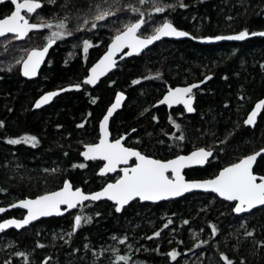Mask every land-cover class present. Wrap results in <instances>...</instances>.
<instances>
[{
    "label": "trees",
    "instance_id": "1",
    "mask_svg": "<svg viewBox=\"0 0 264 264\" xmlns=\"http://www.w3.org/2000/svg\"><path fill=\"white\" fill-rule=\"evenodd\" d=\"M90 2L44 0L37 10L39 16L61 18L71 9L73 15L66 25L71 34L56 40L34 80L22 78L18 61L29 49L43 46L51 29L31 30L24 39H14L12 35L0 39V121L4 122L0 125V189H6L0 191V206L53 191L62 186L64 179L86 192L98 190L108 180H114L115 176L99 177L97 170L102 163L83 160L80 150L84 144L97 141L98 122L117 91L124 92L126 100L110 121L112 138L130 133L125 140L127 146L162 160L195 147L213 149V156L205 166L184 171L187 179L209 178L221 167L264 144V109L254 128L242 123L253 102L264 96V37L216 45H201L189 39L162 40L138 56L120 59L117 68L95 87L82 85L80 90L65 92L51 104L33 110V102L44 91L82 83L88 68L104 52L116 30H123L124 23L140 15L122 8L98 22L95 29H78L76 14ZM152 2L146 0L141 5L139 0H120L121 5L141 8L146 24L140 29V35L150 34L164 19L196 37L264 29V0H158L161 6H170L162 13L149 11ZM11 11V3L2 0L0 17ZM27 15L32 22H38L36 13ZM85 39L92 42L86 53L83 51ZM232 48L235 50L230 54ZM157 72L160 76L155 75ZM209 74L211 79L194 91L197 95L194 114H186L180 106L170 110L164 106L153 107L169 85L201 80ZM133 80L137 83L133 84ZM239 105H243L240 110ZM169 116L182 128L176 129ZM181 131L185 139L178 141L176 137ZM24 134L36 136L38 143L9 142L10 138ZM74 163L77 167H71ZM80 163L85 167L80 168ZM254 171L264 174V155ZM232 206L213 194L198 192L156 204L134 201L120 213L107 201L87 202L62 217L41 219L20 231L9 229L0 233V237L10 238L16 248L25 249L24 255L13 257L1 252L0 264L20 261L40 264L45 257L46 264H64L68 258L75 264H87L92 250L82 256L84 243L95 249L110 237L121 234L126 229V220L134 222L140 218L142 226L136 231L138 235L143 234L141 242L150 249L141 256L151 263L183 264L180 263L182 256L197 252L203 264L209 255L211 263L227 264L220 256L224 252L233 259V264H264V246L259 244L264 240V206L244 215L234 214ZM73 213L82 219L90 216L91 220L72 231ZM22 215L23 211L16 209L3 217ZM148 215L156 220L149 225L145 224ZM213 224L218 229L215 236L211 233ZM67 225H71V235L65 240L57 237L55 241H47L50 231ZM170 226L182 230L166 242L165 229ZM191 226L202 228L196 240L186 236ZM158 230L160 235L153 236ZM245 231L252 235L244 236ZM173 248L179 253L175 259L171 256Z\"/></svg>",
    "mask_w": 264,
    "mask_h": 264
},
{
    "label": "snow or ice",
    "instance_id": "2",
    "mask_svg": "<svg viewBox=\"0 0 264 264\" xmlns=\"http://www.w3.org/2000/svg\"><path fill=\"white\" fill-rule=\"evenodd\" d=\"M2 2V0H0ZM44 0H11L14 9L6 15L0 17V35L6 33L15 34L13 38H23L29 35L31 30L51 29L46 36V43L42 47H33L27 53V58L18 61L22 64L21 71L25 76H35L45 53L48 52L49 46L54 44L58 38L70 35V31L66 27L73 13L71 9L67 11L64 17L61 18H45L39 16L37 10L41 8ZM48 3H55V0H47ZM146 0H139L143 5ZM187 7V5H181ZM165 4L161 6L158 0H153L152 6L149 11L154 13L164 12ZM122 8L129 9L131 12L139 13V18L129 20L122 25L123 30H116V35L112 37V42L108 45L107 51L103 53L96 63H94L88 70L90 74L84 77V81L89 84H96L97 80L104 75L110 68L115 66L114 56L122 48L127 45L129 53H139L147 45L152 44L154 41L165 36H189L190 33L180 30L174 24L164 19L162 23L156 24L150 34L140 35L138 31L142 25L146 24L144 14L141 8L133 4L121 5L120 0H91L88 7L79 11L76 14L77 28L84 29L87 27L97 28L98 22L104 21L106 17L112 16L114 13L120 11ZM36 13L38 15V22H32L27 14ZM149 19H152L149 16ZM264 35V32L260 33ZM255 33H250L247 29L234 33L228 37L221 35H209L193 37L205 41L221 40V39H244ZM8 43L7 40L4 41ZM92 42L85 39L83 40V51L86 53ZM160 76V73H155ZM143 79V78H141ZM209 76H205L204 80H208ZM133 84L137 80L132 81ZM203 81L196 83H189L186 85H177L175 87L169 85L162 100H157L156 103L160 104L167 102L168 105L182 103L187 112H194L193 107L194 93L193 89ZM68 88L79 89L82 87L81 83L69 84ZM65 89H57L52 92H47L36 101V106L51 97L57 95ZM125 97V93L120 91L116 93L115 101L107 108V112L99 121V139L97 143H88L84 145L82 156L95 160L98 157L103 158V166L99 168L100 174L108 172H115L121 162L128 163L129 159L135 157V163L122 169V175H118L114 180H108L103 187L98 191L85 192L81 187L73 186L70 180L64 179L61 187L56 188L54 191H44L34 197H25L15 201V204L7 205L8 208H13L16 205L22 206L26 209V214L22 219L9 218L0 221V229H6L10 225L20 228L23 225H28L31 221L41 216L50 215L53 213L59 214L67 212L69 209H74L77 205L83 206L86 200H99L102 197H108L115 201V208L119 211L122 206L128 204L134 198L140 200L158 201L162 198L177 197L182 193L188 192L191 189H204L212 190L220 197H224L229 201L234 202L235 213H245L247 210L253 209L255 206H264V174L257 173L253 169V164L257 157L264 153V148L258 151H253L248 155L238 158L235 162L229 163L221 167L218 172L206 179H186L183 169L187 166L204 165L210 157L213 156V149L209 147H195L192 151L186 154L181 152L174 155L170 159H156L151 155H146L139 151L137 148L128 147L122 143L124 137L128 135L119 136L116 139H109L108 121L113 112L121 106V101ZM264 108V99L256 102L255 106L248 113L247 119L244 120L245 124H253L256 120L258 111ZM183 115V113H181ZM158 119V117H153ZM169 120L176 129H181L182 126L175 119L169 116ZM4 122L0 121V125ZM83 123V122H82ZM59 127V126H58ZM131 131H135L132 129ZM163 131V129H161ZM171 135L175 136V133ZM178 141L185 139L184 132L181 131L180 135L176 137ZM227 139V137H225ZM24 141L27 144L38 143L37 137L29 134H24L21 137H12L9 139L11 144H17ZM217 144L223 143L216 141ZM178 147L180 145H177ZM223 151V148L219 149ZM80 168H84L85 164L80 163ZM71 167H77V164H72ZM54 171V170H49ZM6 191V189H0ZM62 205L66 207L62 208ZM5 212L4 207H0V213ZM99 215V213H97ZM91 217L88 216L82 219V216L77 214L74 217L75 231L82 223H88ZM187 223V221H184ZM245 227V225H241ZM218 229L213 224L211 233L216 235ZM254 231V229H253ZM71 235V233H69ZM153 236H159V230L152 233ZM244 236H251L252 232L245 231ZM122 239H126L123 237ZM198 244H205L207 241H197ZM259 244L264 246V240H260ZM88 247V245H85ZM96 249H93L95 252ZM115 251V249H113ZM17 255H24L17 253ZM179 253L175 248L171 250V256L175 259ZM220 256L227 264H233V259H230L224 252H220ZM48 258L45 257V260ZM128 257L124 255H116L117 261H125ZM244 258L241 257V261ZM7 264V262H6Z\"/></svg>",
    "mask_w": 264,
    "mask_h": 264
},
{
    "label": "water",
    "instance_id": "3",
    "mask_svg": "<svg viewBox=\"0 0 264 264\" xmlns=\"http://www.w3.org/2000/svg\"><path fill=\"white\" fill-rule=\"evenodd\" d=\"M10 1V3H11V0H9ZM12 4V3H11ZM12 6H13V9H14V5L12 4ZM171 21V20H170ZM172 22V21H171ZM173 23V22H172ZM174 24V23H173ZM143 26V25H142ZM175 26V25H174ZM176 27V26H175ZM142 28V27H141ZM178 28V27H177ZM178 29H180V30H183V31H186V32H188L187 30H184V29H181V28H178ZM242 30H244V29H242ZM140 31V30H139ZM139 31H138V34H139ZM241 30H239V31H235V32H230V33H225V34H217V35H221V36H224V37H228V36H230V35H232V34H234V33H237V32H240ZM249 31V30H248ZM250 33H255V35H250V36H248V37H245L244 39H227V38H225V39H221V40H212V41H205V40H200V39H194L193 37H196V36H194V35H192L190 32H188V33H190L191 35H189V36H181V37H177V36H165V37H161L160 39H158V40H156V41H154L152 44H150V45H147L145 48H143L139 53H129V55H124V53L125 52H127V51H129L128 50V48H127V45H125V47L124 48H122L119 52H117L116 54H115V56H114V60H115V66L114 67H112V68H110L106 73H104V75H102L98 80H97V83L96 84H89V83H87L86 81H84V78H83V81H82V85H87V86H89V87H95L102 79H104L105 77H107L110 73H112L116 68H117V64H118V61L120 60V59H125V58H129V57H133V56H138V55H140V54H142L143 52H145L146 50H148L149 48H151V47H153L155 44H157L158 42H160V41H162V40H172V41H179V40H186V39H189V40H192V41H194V42H196V43H198V44H201V45H216V44H220V43H240V42H244V41H246V40H249V39H251V38H254V37H264V35H261L260 33L261 32H264V29L263 30H257V31H249ZM30 33V32H29ZM7 35H12V36H14L15 34H12V33H6V34H3V35H0V39L2 38V37H5V36H7ZM116 35V34H115ZM205 36H209V35H205ZM27 37V36H26ZM26 37H23V38H20V39H24V38H26ZM198 37V36H197ZM111 42H112V39L108 42V44H107V46H106V48H105V51H107V48H108V45H110L111 44ZM46 43V42H45ZM55 44V43H54ZM54 44H52V45H50L49 46V49H48V52L47 53H45V56H44V58H43V60H42V62H41V64H40V66H39V68L37 69V73H36V75L35 76H31V77H28V76H25L24 74H23V72L21 71V68H22V64L20 63V66H19V70H20V75L22 76V78H24L25 80H34V79H36L37 77H38V75H39V72H40V70H41V68H42V66L44 65V63H45V61L47 60V58H48V55H49V53H50V50L53 48V46H54ZM42 47V46H41ZM32 49V48H31ZM30 50V49H29ZM28 50V51H29ZM104 51V52H105ZM103 52V53H104ZM28 53V52H27ZM27 53H26V55L24 56V58L23 59H26L27 58ZM103 53L90 65V67L88 68V70L91 68V66L94 64V63H96V61H98L99 59H100V57L103 55ZM87 70V74L86 75H88V74H90L89 73V71ZM206 76H209V79L208 80H204V77L201 79V80H195V81H192V82H189V83H196L197 81H203V83H201V84H198V86L196 87V88H194L193 89V91L194 90H196V89H199V88H201L203 85H205L210 79H211V77H212V75H206ZM189 83H186V84H189ZM186 84H180L181 86L182 85H186ZM69 84H67V85H65V86H62V87H59V88H54V89H51V90H47V91H44L43 93H41L36 99H35V101L33 102V105H32V109L33 110H39V109H41V108H43V107H45V106H47V105H49V104H51L54 100H55V98H57L59 95H61V94H63V93H65V92H70V91H78V90H80L81 88H79V89H74V88H68L67 86H68ZM175 86H177V85H175ZM175 86H173V87H175ZM65 89L64 91H62V92H58L57 93V95H55V96H53V97H51L50 99H47V100H45L44 102H42L39 106H36V101L41 97V96H43L45 93H47V92H52V91H55V90H57V89ZM117 92H120V91H117ZM116 92V93H117ZM116 93H115V95H114V98H113V100H112V102L107 106V108L115 101V96H116ZM166 92H164L163 93V95L158 99V100H162V98H163V96H164V94H165ZM260 99H264V96L262 97V98H260ZM260 99H257L256 101H254L253 102V104H252V106H251V108L248 110V112L245 114V116H244V118H243V120H242V123H243V125L245 126V127H249V128H254L255 127V125L257 124V122H258V119H259V117H260V115H261V113L263 112V109L264 108H261L259 111H258V113H257V117H256V120H255V122L253 123V124H245L244 123V120H246L247 119V116H248V113L252 110V108L255 106V104H256V102L258 101V100H260ZM125 100H126V95H125V97L122 99V101H121V106L118 108V109H116L114 112H113V114H112V116L109 118V121H108V130H109V133H110V135H109V139H116V138H112V135H111V131H110V121H111V119L113 118V116L118 112V111H120L121 110V108L123 107V105H124V103H125ZM195 102H196V97H195V95H194V100H193V107L195 108ZM158 106H164V107H166V109H168V110H170L171 108H176V107H178V106H181L183 109H184V111H185V113L186 114H189V115H191V114H194L195 113V111L194 112H187V110H186V108L184 107V105L182 104V103H180V104H174V105H168L167 104V102H163V103H160V104H157L156 102L153 104V107H158ZM107 108H106V110H105V112H104V114L107 112ZM103 114V115H104ZM103 115L101 116V118H100V120L103 118ZM99 120V121H100ZM98 133H99V122H98ZM129 134L130 133H128V135H126L125 137H124V140L122 141V143H125V140H126V138L129 136ZM99 135H100V133H99ZM124 135V134H123ZM118 138V137H117ZM98 139H99V137H98ZM98 142V140L95 142V143H97ZM88 144V143H87ZM85 145V144H84ZM84 145L82 146V150H81V158L83 159V160H85V161H93L92 159H90V158H85V157H83L82 156V152L84 151ZM127 146V145H126ZM129 147V146H128ZM261 148H264V144L260 147V148H258L257 150H255V151H258L259 149H261ZM193 150V149H192ZM192 150H190V151H192ZM189 151V152H190ZM252 153V152H251ZM186 154V153H185ZM250 154V153H249ZM248 155V154H247ZM264 155V153H262L260 156H258L257 157V160L254 162V164H253V169H255V166H256V163H257V161L259 160V158L260 157H262ZM155 158V157H154ZM172 158V157H171ZM211 158V157H210ZM209 158V159H210ZM156 159H158V158H156ZM170 159V158H169ZM95 160H98V161H101L102 162V164H101V166L100 167H102L103 166V163H104V161H103V158L102 157H98V158H96ZM131 161H133V163H135V157H132V158H130L129 159V161H128V163L127 164H125L124 162H121V164L119 165V167L116 169V171L115 172H108V173H105V174H100L99 173V168H98V170H97V175L99 176V177H105V176H107V175H114L115 173H117V172H119L120 173V175H122L123 173H122V169L124 168V167H128V166H130L131 165ZM209 161V160H208ZM208 161H206V163L204 164V165H193V166H187L185 169H183L182 171H183V173H184V171L185 170H187V169H190V168H193V167H197V166H205L206 164H207V162ZM185 175V174H184ZM186 178V177H185ZM187 179V178H186ZM198 179H201V178H198ZM202 179H206V178H202ZM103 187V186H102ZM83 190V189H82ZM99 190V189H98ZM98 190H95V191H98ZM54 191V190H53ZM86 192V191H85ZM93 192V191H92ZM206 193V194H213V195H215V196H217L220 200H223V201H226V202H229V203H232L233 204V206H232V212L234 213V214H236V215H244V214H247V213H249V212H251L252 210H254V209H256V208H260V207H262V206H255L253 209H251V210H247L245 213H235L234 212V202L233 201H229V200H227L226 198H224V197H220L217 193H215L214 191H212V190H204V189H191V190H189L188 192H185V193H182L180 196H177V197H169V198H162V199H160V200H158V201H150V200H140L139 198H134L133 200H131V201H129L128 202V204H126V205H124V206H122V208L119 210V211H117L118 213H120L121 212V210L123 209V208H125V207H127L130 203H132V202H134V201H139L140 203H151V204H156V203H159V202H162V201H169V200H174V199H177V198H179V197H182V196H185V195H188V194H191V193ZM23 199V198H22ZM16 201V200H15ZM15 201H13V202H11L10 204H15ZM100 201H107V202H109V203H111L114 207H115V201H112L110 198H108V197H102V198H100L99 200H91V199H89V200H86V201H84L83 202V204L84 203H87V202H93V203H97V202H100ZM9 205V204H8ZM78 206H80V205H77L75 208H77ZM0 207H4L5 208V212H2V213H0V217H2L5 213H7V212H10V211H12V210H21V211H23V215L21 216V217H6V218H2V219H0V221H2V220H4V219H9V218H17V219H22L23 218V216L26 214V209H24L22 206H20V205H16L15 207H13V208H8L7 207V205H5V206H0ZM62 208H64V207H66V205H62L61 206ZM74 208V209H75ZM74 209H69L67 212H62V213H59V214H56V213H53V214H50V215H46V216H41V217H38L37 219H35V220H33V221H31L28 225H23V226H21L20 228H16L14 225H10L8 228H6V229H0V231L1 232H6L7 230H9V229H12V230H15V231H20V230H22V229H25V228H27L28 226H30L31 224H33V223H35L36 221H39V220H41V219H45V218H51V217H62V216H64L65 214H67V213H69V212H71V211H73ZM116 209V208H115ZM46 262H47V260H43L40 264H46Z\"/></svg>",
    "mask_w": 264,
    "mask_h": 264
},
{
    "label": "rangeland",
    "instance_id": "4",
    "mask_svg": "<svg viewBox=\"0 0 264 264\" xmlns=\"http://www.w3.org/2000/svg\"><path fill=\"white\" fill-rule=\"evenodd\" d=\"M235 49L232 48L229 50V53H233ZM243 105H239V108H241ZM82 150V148H81ZM80 150V152H81ZM117 178V175L114 179ZM78 213H73L72 217H75ZM139 216V214L137 215ZM148 217V218H147ZM145 220V224L149 225L154 223L156 220L153 215H148ZM141 218L138 220H135L134 222H131L130 220L125 221V227L126 229L119 235H115L110 237V239L100 245H98L95 252H93V248L89 245V243H84L83 249H82V256L87 255L86 253L89 252L88 250H92L89 252L90 256L86 259L88 262L87 264H162V263H151L147 261L145 258L141 256V254H146L150 250L149 247L144 243L141 242V238L143 237V234L138 235V231H136L139 227L142 226ZM39 230V227L36 228ZM165 229V228H164ZM165 241L170 242V237L176 236L177 232L179 230H182L181 227L178 226H170L165 229ZM71 232V225H67L66 227H61L55 231L49 232V237L47 238L48 242L55 241L57 237L60 239L65 240L69 236V233ZM202 233V228H196L194 226H191L186 231V236L188 239L196 240ZM123 237H126V239H122ZM14 244L10 240V238L7 237H0V253L5 252L8 257L16 256L17 253H22V250H25L23 248H16L13 246ZM85 245H88V247H85ZM115 249V251H113ZM116 255H124L127 256L128 259L125 261H117ZM211 255L206 258L205 264H213L210 261ZM180 263L183 264H203L202 256L198 254L197 252H191L187 255L182 256V259ZM18 264H22L21 261ZM39 264V263H36ZM64 264H75L74 261L70 258L66 259Z\"/></svg>",
    "mask_w": 264,
    "mask_h": 264
},
{
    "label": "flooded vegetation",
    "instance_id": "5",
    "mask_svg": "<svg viewBox=\"0 0 264 264\" xmlns=\"http://www.w3.org/2000/svg\"><path fill=\"white\" fill-rule=\"evenodd\" d=\"M11 5H12V4H11ZM12 9H13V6H12ZM193 93H194V92H193ZM194 95H195V97H197V95H196L195 93H194ZM180 107H181V106H180ZM5 214H6V213H5ZM5 214H4V215H5ZM4 215H3V216H4ZM3 216L0 217V219H2V218H6V217H3ZM0 233H2V232H0ZM40 263H41V262H40Z\"/></svg>",
    "mask_w": 264,
    "mask_h": 264
},
{
    "label": "bare ground",
    "instance_id": "6",
    "mask_svg": "<svg viewBox=\"0 0 264 264\" xmlns=\"http://www.w3.org/2000/svg\"><path fill=\"white\" fill-rule=\"evenodd\" d=\"M9 1V0H8ZM10 2V1H9ZM105 51V50H104ZM80 154H81V152H80ZM81 156V155H80Z\"/></svg>",
    "mask_w": 264,
    "mask_h": 264
}]
</instances>
